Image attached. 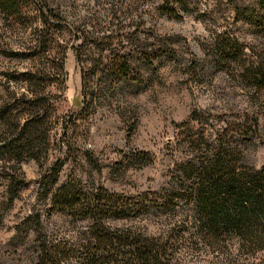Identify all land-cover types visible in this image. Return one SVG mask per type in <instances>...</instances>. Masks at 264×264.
<instances>
[{
    "label": "trees",
    "instance_id": "1",
    "mask_svg": "<svg viewBox=\"0 0 264 264\" xmlns=\"http://www.w3.org/2000/svg\"><path fill=\"white\" fill-rule=\"evenodd\" d=\"M143 1L155 2L158 13L175 20L183 18L188 11L184 0ZM65 5V0H0L4 23L31 29L33 12L40 24L39 30H32L39 34L28 38L25 52L20 56L30 61L45 60L55 44L59 56L57 70L61 75L64 74L65 48L43 33L60 32L65 21ZM124 14L120 7L109 6L110 25L114 28L108 32L104 24L97 22L89 26L90 30H85L83 23L72 28L69 48L80 76H141L140 70L131 66L133 62L150 70L153 61L167 55L168 50L155 47L160 37H156V44L148 46L149 52L137 54L140 57L123 52L131 44L123 37L120 23L113 22ZM242 15L249 27L264 35V0H256L254 12L245 9ZM210 34L209 45L213 47L216 62L238 66L240 76L230 77L241 85L247 83L254 90L251 95L255 97L256 109L232 114L231 122H227L224 115L216 117L222 126L208 134L197 129L189 136L188 130H183L186 134L179 144L180 156L171 160L157 190L119 193L100 186L88 187L79 176L59 181L54 171V174L42 173L36 197L47 206L44 214L59 213L71 222L79 221L84 225L78 237L70 242L56 241L46 236L41 214L32 209L14 226L10 237V241H17L16 245L29 251L30 264H183L180 252L185 243L176 235L180 231L187 232L186 220L178 225H166L164 230L150 236L133 224L141 216H161L180 205L188 208L192 220L189 227L202 245L222 248L220 251L225 252L227 262L232 259L225 251L226 245H237L241 255L257 254L258 263L264 264V162L256 167L247 155L255 139H262L264 62L258 53L250 52L224 31ZM45 67L5 76L7 85L0 97V171L10 203L25 186L22 178L14 175L18 164L28 160L45 161L52 147L49 134L56 123L51 122L55 97L46 89L55 84L62 87V80L50 76ZM15 86H21L22 92L17 93ZM191 113L181 126L194 122L200 128L209 116L203 117L196 111ZM137 156L144 159L143 163L150 161L146 153L140 152ZM8 170L10 173L6 172ZM115 221L121 224L113 226ZM174 230L178 231L175 235ZM18 237L22 239L19 241Z\"/></svg>",
    "mask_w": 264,
    "mask_h": 264
},
{
    "label": "rangeland",
    "instance_id": "2",
    "mask_svg": "<svg viewBox=\"0 0 264 264\" xmlns=\"http://www.w3.org/2000/svg\"><path fill=\"white\" fill-rule=\"evenodd\" d=\"M65 1L63 28L60 32L43 33L65 48L63 75L57 70L59 56L55 44L45 57L48 63L43 58L30 61L20 56L25 52L28 38L39 34L32 31L40 28L33 12L31 29L27 30L4 23L0 16V97L7 85L5 76H16L26 69L39 70L46 66L50 76L62 80V87L55 84L46 89L55 97L51 122L56 123L49 134L52 147L45 161L28 160L18 164L14 175H19L25 186L11 203L0 171V264H30L29 251L16 245L17 241H10V237L14 226L32 209L41 214V226L51 239L70 242L83 230L84 224L79 221L71 222L55 212L44 214L47 206L36 197L42 173L54 174V171L59 181L79 176L88 187L100 186L119 193L157 190L171 160L180 156L179 144L186 134L183 130H188L189 136L197 129L208 134L222 126L216 117L224 115L231 122L232 114L256 109L255 97L251 95L254 90L230 77L240 76L238 66L216 62L213 47L209 45L211 32L224 31L250 52L258 53L264 62V35L242 19L245 9L254 12L256 0H184L188 11L180 20L158 13L156 3L151 1ZM110 5L126 12L113 22L120 23L123 37L131 44L123 52L140 57L137 54L149 52L148 46L155 43L156 37L161 40L155 47L168 50L164 58L153 61L150 70L133 62L131 66L139 69L141 76L79 74L69 48L72 28L83 23L85 30H90L89 26L97 22L104 24L107 32L113 30L108 15ZM52 64L55 65L51 68ZM15 87L17 93L22 92L21 86ZM192 111L203 117L209 115L200 128L194 122L181 126ZM260 125L262 139L256 138L253 147L247 149L248 160L256 167L264 162V117ZM59 139L62 142H57ZM140 152L148 155V163L137 156ZM188 214V208L180 205L161 216H141L133 224L150 236L164 230L166 225H178L186 220L187 232L174 230L173 233L178 232L177 238L185 243L180 252L183 264H259L257 254L241 255L236 244L226 245L230 262L225 261L222 248L202 245L199 237L191 232L192 220ZM120 224L115 221L113 226Z\"/></svg>",
    "mask_w": 264,
    "mask_h": 264
}]
</instances>
